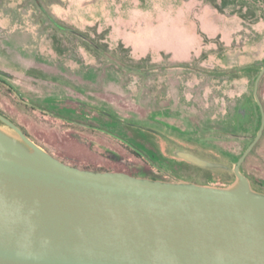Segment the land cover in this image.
<instances>
[{
    "label": "rangeland",
    "instance_id": "rangeland-1",
    "mask_svg": "<svg viewBox=\"0 0 264 264\" xmlns=\"http://www.w3.org/2000/svg\"><path fill=\"white\" fill-rule=\"evenodd\" d=\"M263 66L264 0H0V110L78 167L235 184ZM248 166L264 176V140Z\"/></svg>",
    "mask_w": 264,
    "mask_h": 264
},
{
    "label": "water",
    "instance_id": "water-1",
    "mask_svg": "<svg viewBox=\"0 0 264 264\" xmlns=\"http://www.w3.org/2000/svg\"><path fill=\"white\" fill-rule=\"evenodd\" d=\"M237 181L213 186L71 165L0 112V264H264V192L242 164ZM204 167L224 165L191 151Z\"/></svg>",
    "mask_w": 264,
    "mask_h": 264
},
{
    "label": "trees",
    "instance_id": "trees-1",
    "mask_svg": "<svg viewBox=\"0 0 264 264\" xmlns=\"http://www.w3.org/2000/svg\"><path fill=\"white\" fill-rule=\"evenodd\" d=\"M263 79H264V75L260 81V85H259V95H260V98L264 104V100L262 99V96H261V91H260V87H261V84L263 82ZM256 103V102H255ZM259 107V106H258ZM0 112L3 114V112L0 110ZM253 114H254V102L253 101H245L238 109V113H237V126L240 128L241 126H243L246 122H250L252 120V117H253ZM25 131V130H24ZM26 132V131H25ZM264 140V133L262 135V137L260 138V140L258 141V143L256 144V146L253 148V150L248 154V156L246 157L245 161L243 162L242 164V172L244 174H246L251 180L253 183H258V184H264V176L260 177L258 175V173H256V171L254 169H252L251 167L248 166V161L250 159V157L255 154V152L257 151V148L261 145L262 141ZM251 143V142H250ZM248 147V146H247ZM135 154H137L138 156H141V153L138 152V151H133ZM143 152V151H142ZM244 152V151H243ZM243 152L237 157V160L239 159V157L243 154ZM69 163V162H67ZM71 165H75V164H72V163H69ZM81 168H84V169H92V170H107L108 168H95V167H89V166H79ZM126 172V171H124ZM127 173H131V174H135L137 175L136 173H133L131 171H128ZM138 175H145V176H149L148 174H138ZM152 176V175H150ZM152 177H156V178H159L157 176H152Z\"/></svg>",
    "mask_w": 264,
    "mask_h": 264
}]
</instances>
